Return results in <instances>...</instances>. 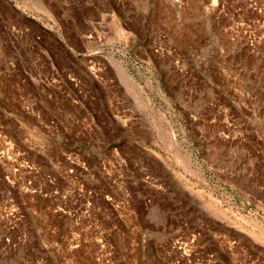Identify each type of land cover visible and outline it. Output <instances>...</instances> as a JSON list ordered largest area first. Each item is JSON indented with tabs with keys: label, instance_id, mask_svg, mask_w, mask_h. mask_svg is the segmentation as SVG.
<instances>
[{
	"label": "rangeland",
	"instance_id": "374dc122",
	"mask_svg": "<svg viewBox=\"0 0 264 264\" xmlns=\"http://www.w3.org/2000/svg\"><path fill=\"white\" fill-rule=\"evenodd\" d=\"M0 264H264V0H0Z\"/></svg>",
	"mask_w": 264,
	"mask_h": 264
},
{
	"label": "built area",
	"instance_id": "2783aa9c",
	"mask_svg": "<svg viewBox=\"0 0 264 264\" xmlns=\"http://www.w3.org/2000/svg\"><path fill=\"white\" fill-rule=\"evenodd\" d=\"M11 225H10V228H13L14 226H13V222H11L10 223ZM7 241H8V239H6Z\"/></svg>",
	"mask_w": 264,
	"mask_h": 264
}]
</instances>
